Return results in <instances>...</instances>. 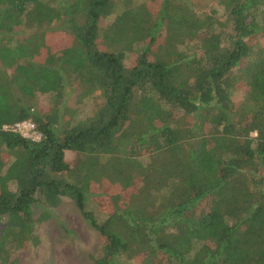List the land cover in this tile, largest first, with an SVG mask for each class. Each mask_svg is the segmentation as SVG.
I'll list each match as a JSON object with an SVG mask.
<instances>
[{
	"label": "trees",
	"instance_id": "1",
	"mask_svg": "<svg viewBox=\"0 0 264 264\" xmlns=\"http://www.w3.org/2000/svg\"><path fill=\"white\" fill-rule=\"evenodd\" d=\"M215 1L0 0V264L66 200L93 264H264V0Z\"/></svg>",
	"mask_w": 264,
	"mask_h": 264
},
{
	"label": "rangeland",
	"instance_id": "2",
	"mask_svg": "<svg viewBox=\"0 0 264 264\" xmlns=\"http://www.w3.org/2000/svg\"><path fill=\"white\" fill-rule=\"evenodd\" d=\"M200 13H211L213 10L221 12L215 0H189ZM109 22V20H108ZM107 22L102 24L107 26ZM59 24L46 28L49 39L51 40V49L53 52L66 39L65 35L58 33L62 31ZM23 36V35H21ZM67 108L64 115L71 117L72 109L89 110L93 106L86 104L87 99L82 98L81 87L74 85L73 88L67 89ZM242 93H237L235 100H240ZM81 100V104L79 103ZM97 96L91 97L89 103L97 100ZM36 108L41 111L51 109L50 101L47 97H39L36 102ZM34 140H40V135L36 133ZM76 153H68L69 160H75ZM106 191H110L106 187ZM117 194H121L117 191ZM35 217H41L43 213H48L49 218L37 226V233L41 238V244L38 248H32L30 251H23L19 254L21 264H93L91 257L98 256L100 250V235L86 221L75 203L66 200L58 209H47L43 206H35L32 209Z\"/></svg>",
	"mask_w": 264,
	"mask_h": 264
},
{
	"label": "built area",
	"instance_id": "3",
	"mask_svg": "<svg viewBox=\"0 0 264 264\" xmlns=\"http://www.w3.org/2000/svg\"><path fill=\"white\" fill-rule=\"evenodd\" d=\"M15 130L21 132L24 136L31 138L33 140L36 137L35 127L30 122H25V123L17 125L15 127Z\"/></svg>",
	"mask_w": 264,
	"mask_h": 264
}]
</instances>
